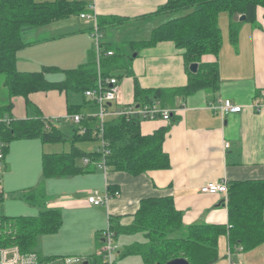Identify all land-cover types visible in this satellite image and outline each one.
I'll return each instance as SVG.
<instances>
[{"label": "crops", "instance_id": "crops-1", "mask_svg": "<svg viewBox=\"0 0 264 264\" xmlns=\"http://www.w3.org/2000/svg\"><path fill=\"white\" fill-rule=\"evenodd\" d=\"M86 2L92 6L91 11L97 18L114 16L124 19L121 23L104 25L103 42L120 43L125 46V53H136L130 60L131 73L124 74L125 71H121L117 74H121L119 101L114 100L108 104L111 110L121 104H134L135 80L143 89H174L187 84L188 76L182 52L173 42L159 41L135 51L127 45L129 42L148 40L155 27L173 16L163 14L144 18L165 4L166 0ZM83 20L86 19L76 16L55 21L37 27L34 32L24 36L23 40L30 44L16 52V68L20 71H40L45 66H53L61 71L84 64L94 47L89 29L91 23L80 24ZM228 22V15L221 12L218 24L223 42L216 58L219 89H200L188 96L177 97L173 106L165 107L170 110L169 120H140V131L144 135L166 128L162 149L169 156L168 168L132 175L110 168L104 172L93 163L94 168L88 172L44 178L41 175L42 154L68 152L74 127L71 121L64 118L68 114L67 103L55 105L49 101L44 103L46 111L51 110L52 115L56 111L59 113L56 114L59 116L49 119L64 120V124L52 123L38 107L37 111L49 121L47 124L61 130L68 140L42 143L37 138H29L16 139L9 144L4 158L1 191L4 199L8 194L11 200H18L21 204L8 208L5 202L3 205V201H0V215L31 216L36 215L43 207L58 208L62 213L63 223L56 233L49 235L52 238L45 242L50 249H44L43 241L41 244L45 235L40 236L37 248L40 243L44 247L43 252L48 251L50 254L48 257L79 255L87 257V260H94L99 256L100 234L107 220L111 219L112 223L120 226L129 225L144 198L172 197L175 208L182 214L184 226L198 223L227 224L224 195L202 193L200 187L211 181L227 183L264 180V104L258 110L251 107L255 101H261L260 91L264 89V10L257 9L255 22L242 21L235 43L229 39ZM212 60L214 59L208 61ZM47 73L50 76L59 72ZM63 78L64 74L60 80ZM52 92L57 90L32 93L30 100L33 103L36 97L52 96ZM221 99H229L241 105L242 110L221 117L209 107ZM74 104L83 105L81 114L89 115L97 111V106L86 97H81ZM37 111L35 112L38 113ZM12 116L22 119L35 118L37 115L28 116L23 99L17 97L14 99ZM113 117L115 116L109 115L106 120ZM62 142L70 143L68 150L45 149L46 145ZM76 143L75 146L84 150ZM97 146L87 151H92ZM82 159L78 163L84 166L86 164ZM53 185L60 186L61 190H54L51 187ZM108 186L117 190L119 195L106 204L92 205L87 202L92 190L103 192ZM38 187L44 189L43 204L27 202L23 193ZM68 232L71 241L58 242L56 238L67 236ZM131 239L128 244L143 241L141 234L132 235ZM223 246L228 250L225 236L218 240V252ZM119 248L118 255L121 251ZM40 251L39 249L38 254L43 257ZM226 255L227 253L223 254V258L228 264ZM125 258L127 257L122 260ZM231 258L239 264H264V242L247 251L235 250Z\"/></svg>", "mask_w": 264, "mask_h": 264}, {"label": "trees", "instance_id": "trees-1", "mask_svg": "<svg viewBox=\"0 0 264 264\" xmlns=\"http://www.w3.org/2000/svg\"><path fill=\"white\" fill-rule=\"evenodd\" d=\"M89 7L86 0H0V75H3L6 91L4 101L0 99V141L5 143L4 153L16 139L37 138L42 143L68 140L61 130L47 124L49 121L40 116L30 100L32 93L57 90L80 93L85 98L84 91L96 88L99 76L119 79V70H124V74L131 73L129 60L132 55L124 52V45L111 42H102L99 64L93 51L84 64L61 70L64 78L60 81H50L45 77V72L59 71L57 67L45 66L40 71H20L16 68V52L30 44L23 40L24 36L37 27L89 12ZM258 8L264 10V0H166L165 4L146 15L144 18L173 14L153 29L148 40L129 42L127 45L135 51L159 41L173 42L182 52L188 81L175 89H143L135 80L133 105L144 106L158 101L162 107H169L173 106L177 97L188 96L197 90L217 91L220 77L216 58L222 46L219 14L225 12L228 15L229 39L235 43L242 21L255 22ZM242 15L244 20L241 21L239 17ZM123 21L114 16L97 18L101 30L104 25ZM107 51H112V54L108 55ZM212 58L214 60L208 61ZM192 62L198 64L195 73L188 69ZM17 97L23 99L26 109L38 112L35 118L16 119L12 116ZM82 106L67 104V113H81ZM82 115L80 124L72 123L74 128L68 152L42 154L44 178L88 172L94 168L92 164L100 159L101 153L96 149L86 152L75 146L76 142L97 139V118ZM5 116L10 119L8 122L2 119ZM80 127L85 128L83 133H79ZM103 129L110 150L105 156L108 168L138 175L170 166L169 156L162 149L166 128L144 135L137 116L120 115L105 120ZM84 157L89 162L83 166L78 161ZM107 190L113 192L114 188L108 186ZM23 196L29 203L42 205L45 193L43 187H38L23 193ZM3 198L0 189V201ZM226 208L227 224L184 226L182 214L175 208L172 197L144 198L129 225L120 226L109 219L116 238L119 233L141 234L143 237V241L124 246L118 259L137 255L143 264H166L171 259L182 257L189 264H213L219 259L218 240L221 236L226 237L228 247L233 251H247L264 242V180L227 182ZM62 222L61 211L50 207H43L31 216L0 215V247L17 246L23 253L36 252L40 236L56 233ZM53 258L56 257H42V261ZM88 262L101 264L102 259L98 256Z\"/></svg>", "mask_w": 264, "mask_h": 264}, {"label": "built area", "instance_id": "built-area-1", "mask_svg": "<svg viewBox=\"0 0 264 264\" xmlns=\"http://www.w3.org/2000/svg\"><path fill=\"white\" fill-rule=\"evenodd\" d=\"M90 11L81 13L80 17L91 20L90 36L93 40V47L96 56V63L99 64L101 44L103 42L104 34L99 28L97 23L96 15L91 11L92 6L89 7ZM108 55L112 54V51H107ZM99 73V65H97ZM100 74V73H99ZM98 85L96 88L88 89L84 91V95L87 99L93 102L97 106V111L94 114H85L86 116L96 117L98 122V127L95 130L96 140L98 141L97 151L101 153V157L95 162V165L102 169L104 172L107 171L108 166L105 163V156L110 152L108 149V142L104 138L103 124L109 115L113 116H137L140 120H154V119H170V110L162 107L159 103L154 102L144 106H134L130 105H119L114 110H111L108 106L109 103L116 100L119 101L120 95V82L115 76H110L106 78L98 77ZM261 101H255L252 103L251 107L255 110L264 104V89L260 91ZM209 107L214 113H218L221 117H224L230 113H238L242 110V106L233 103L229 99H221L217 104H210ZM66 120L71 121L74 124H80L83 115L81 113L67 114L64 117ZM4 121L8 122L10 119L8 117L2 118ZM85 131L84 127H80L79 133ZM5 143L0 141V189L2 183L3 165L5 158ZM83 162L88 164L89 160L84 157ZM200 192L202 193H220L227 196V183L223 182H207L200 187ZM119 192L117 190L109 192L107 188L103 192L98 190H92L87 197V202L92 205L106 204L108 201L117 197ZM100 244L98 247L97 254L101 257V264H118V244L116 243L115 232L110 226L109 219L107 220V227L101 231L100 234ZM233 250L228 247L227 259L228 264H239L231 258ZM85 258L78 259L76 257H56L48 261H42V257L37 252H21L17 246L10 247H0V264H82ZM89 263V262H88Z\"/></svg>", "mask_w": 264, "mask_h": 264}, {"label": "rangeland", "instance_id": "rangeland-1", "mask_svg": "<svg viewBox=\"0 0 264 264\" xmlns=\"http://www.w3.org/2000/svg\"><path fill=\"white\" fill-rule=\"evenodd\" d=\"M36 1H42L43 2V1H52V0H36ZM225 15H226V13H225ZM88 22L90 24L92 21L91 20H89V21L83 20V21L80 22V24H84V23H88ZM134 54L135 53H132V56H134ZM28 58L32 59L33 57H26V59H28ZM121 71H124V70H119L118 72H121ZM58 72L59 73H53L50 76L48 75L47 72H45V77H46V79H48L50 81H58V79L60 80L62 78V74H64L61 71H58ZM46 74H47V76H46ZM5 97H6V91H5V88L3 86V75H0V99L4 101ZM81 97H82V95L80 93L59 92V91H57V92H52V96H43V95H41L40 98L36 97L35 101L33 102V104L36 105V107H38L41 110V112H42L44 117H48V119H49V118H52V117H55V116H59V115H56V114H59V113L56 111L57 113L55 112V115H52V113H51L52 111L51 110L50 111H46V109L44 108V103L47 104L50 101L51 103L53 102L56 105L57 103L60 104V102H64V104L66 102L67 104L70 105V104H74L75 102H78L81 99ZM84 111L87 112V110H83V112ZM27 113H28V116H36L37 115V113L31 108L27 109ZM49 120L52 123L60 122L61 125L64 124V122H65L64 120H58V119H54V120L49 119ZM72 135H73V131L71 132L70 139H71ZM76 144L79 145L82 149H84L83 151L88 152L87 150H89V149L95 147L96 145H98V141L96 139L95 140H84V141L77 142ZM69 147H70V143L62 142V143H57V144H54V145H51V146L50 145H46L45 149L47 151H52V150L61 151V150H68ZM41 175H42V171H41ZM51 187L54 188V190H61V187L60 186L57 187V185H53ZM7 196L8 197H6L5 199L3 198L2 201H3V205H4V202H5L6 206L8 208H10L11 205L15 206V205L21 204V202H17L18 200H11L10 195L7 194ZM15 212H19V211H15ZM62 219H63V216H62ZM106 227H107V223L105 224L104 228H106ZM49 235H53V234H47V235L43 236L42 239H41V244H42V241H43V246H45V248L41 247L42 245H40V243H39V247L38 248L36 247V249H35L37 253L39 252V249H40L41 250L40 251L41 255L43 254V257H48L50 255L48 253V251L43 252V250H42L43 248L44 249H50V248H48L49 246L45 243L46 241H49V239L52 238V236H49ZM121 235H124V236H121ZM133 235H135V234H133ZM67 236H65V237L61 236L59 238L57 237L56 239L58 240V242H64L65 243V242H67V240H69V242H70L71 241V237L69 236V232H68ZM131 236L132 235L119 233L118 239L116 238V243L120 247L119 248L120 250H122L124 248V246H126L132 240ZM225 250H226L225 246H223V248H219V252H218V254L220 253L219 254V259L216 262H214L213 264H226V260H225V258H223V254L225 255L227 253V250L226 251ZM66 256H68V257H76L78 259L87 258V257H84V256H79V255H74V256L73 255H66ZM123 258H119L118 264H143L141 258L139 256H137V255L136 256H127V258L122 260Z\"/></svg>", "mask_w": 264, "mask_h": 264}, {"label": "water", "instance_id": "water-1", "mask_svg": "<svg viewBox=\"0 0 264 264\" xmlns=\"http://www.w3.org/2000/svg\"><path fill=\"white\" fill-rule=\"evenodd\" d=\"M239 20H241V21L244 20V16L243 15L240 16ZM135 54H134V56H135ZM188 69L190 72L195 73L198 69V64L196 62H192L189 64ZM136 107H138V105H136ZM82 264H89L88 260H85ZM166 264H189V262L185 258L178 257V258H174V259L167 261Z\"/></svg>", "mask_w": 264, "mask_h": 264}, {"label": "bare ground", "instance_id": "bare-ground-1", "mask_svg": "<svg viewBox=\"0 0 264 264\" xmlns=\"http://www.w3.org/2000/svg\"><path fill=\"white\" fill-rule=\"evenodd\" d=\"M107 28H108V27H107ZM236 37H237V36H236ZM247 37H248V36H247ZM239 40H240V39H239ZM222 42H223V41H222ZM113 44H114V43H113ZM119 44H120V43H119ZM101 45H102V44H101ZM116 46H117V45H116ZM114 48H115V47H114ZM91 49H92V48H91ZM89 50H90V49H89ZM121 53H122V52H121ZM118 56H119V55H118ZM118 56H117V57H118ZM115 57H116V56H115ZM113 58H114V56H113ZM121 59H122V58H121ZM123 61H124V60H123ZM129 61H130V60H129ZM123 67H124V66H123ZM124 68H125V67H124ZM129 69H130V68H129ZM42 70H43V69H42ZM131 75H132V74H131ZM126 76H127V75H126ZM134 87H135V86H134ZM134 87H133V88H134ZM174 89H175V88H174ZM82 96H83V95H82ZM82 100H83V99H82ZM140 102H141V101H140ZM148 104H150V103H148ZM66 115H67V114H66ZM235 245H236V244H235Z\"/></svg>", "mask_w": 264, "mask_h": 264}]
</instances>
